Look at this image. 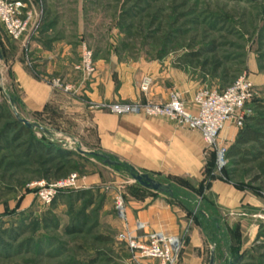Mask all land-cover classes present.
<instances>
[{"label": "rangeland", "instance_id": "rangeland-1", "mask_svg": "<svg viewBox=\"0 0 264 264\" xmlns=\"http://www.w3.org/2000/svg\"><path fill=\"white\" fill-rule=\"evenodd\" d=\"M26 3L35 12L37 32L47 19H58L57 12L67 21L80 18L79 59L83 47L91 50L93 62L96 58L105 62L109 57V78L114 86L121 82L140 86L142 78L148 76L151 86L221 90L245 74L254 86L246 107L250 114L263 111L253 106L264 104V0H26ZM1 36L4 35L0 29L6 60L10 45L6 47ZM3 64L4 61L0 63L3 71L0 107L11 112L6 97L15 93L9 87ZM76 73V82L59 79L77 89L76 84L84 85L91 79ZM90 106L88 103L87 107ZM13 108L21 118L26 117L20 105ZM53 116L56 120V114ZM52 123L47 127L56 126ZM36 135L40 133L36 131ZM10 136L5 131L0 135V162H3L0 264H137L138 258L118 239L120 226L112 203L117 189L124 193L136 181L121 168L111 166L109 170V165L91 154L82 160L75 158L76 168L71 171L76 174L79 186L75 192L83 189L86 194H66L54 197L49 204L42 203L36 195V182L44 179L40 172L27 169L22 159H16L18 150L12 148ZM77 139L59 138L62 145L75 151L87 150L84 140L78 136ZM243 148L248 150V154H242L248 161L229 158L226 169L229 175H224L227 181L242 184L264 202V148L255 143ZM92 175L95 180L88 184ZM190 198L189 206L198 214L205 205L193 195ZM262 214L264 206L257 213L254 227H242L245 233L238 226L239 238L234 240L239 242L240 258L231 264H264V238L259 237L260 224L264 222ZM71 227L77 231L68 232ZM222 231L223 228L219 233ZM203 237L206 250L202 264H209L213 244L206 233ZM220 247L224 248L222 244ZM176 264H181L180 259Z\"/></svg>", "mask_w": 264, "mask_h": 264}, {"label": "crops", "instance_id": "crops-1", "mask_svg": "<svg viewBox=\"0 0 264 264\" xmlns=\"http://www.w3.org/2000/svg\"><path fill=\"white\" fill-rule=\"evenodd\" d=\"M55 15L58 19H47L40 31H33L24 42L11 41L0 25L4 35L1 40L6 47L8 43L10 45L7 47L10 56L4 60L0 43V63L4 61L6 64V78L11 91L19 99L21 112L26 114L24 118L35 119L34 115L41 113L42 120L56 124L58 138H76L78 141V136L88 146L84 151L106 154L129 164L139 174H146L168 185L169 192H160L132 184L127 186L123 195L131 227L135 228L137 221L146 224L145 228L138 230L139 234L152 230L185 234L181 264H202L206 250L204 233L194 222L193 211H189L192 195L198 203L205 205L200 211L216 217L221 226H239L242 233L246 232L242 227H254L257 213L264 206L259 197L223 178L215 177L203 182L211 151L198 131L187 129L165 117L115 115L92 106L101 102L137 99L166 102L169 92L175 89L181 94L186 109L194 112L197 109L193 102L196 86L157 84L151 86L147 94H143L136 84L129 86L121 82L114 86L109 78L108 57L105 62L96 58V72L89 82L76 84L79 88L75 93L64 95L54 89L50 81L58 77L63 82H76L77 73L73 65L79 60L78 42L82 27L80 18L67 21L62 13ZM2 89L0 87L1 93ZM88 103L90 107H87ZM53 114H56V120ZM237 132L238 129L228 122L220 132V138L229 146ZM82 156L84 159L88 155ZM92 176L88 184L95 180V175ZM177 178L188 181L191 187L178 182ZM201 184L200 192L196 191ZM143 263L158 264L156 260H143Z\"/></svg>", "mask_w": 264, "mask_h": 264}, {"label": "built area", "instance_id": "built-area-1", "mask_svg": "<svg viewBox=\"0 0 264 264\" xmlns=\"http://www.w3.org/2000/svg\"><path fill=\"white\" fill-rule=\"evenodd\" d=\"M34 17L35 12L27 8L25 0H0V25L11 41L20 42L32 35ZM74 69L84 78L93 76L96 68L91 50L83 47L81 57ZM50 85L54 89L70 94L78 90L75 85L65 84L59 78H53ZM150 87L151 78L144 76L140 82V91L147 94ZM253 88V83L245 74L240 75L223 90L200 88L193 95V102L197 108L194 112L186 109L181 94L174 89L169 92L166 102L137 99L127 102H101L92 106L115 115L165 117L187 129L198 131L207 148L214 153L215 173L222 176L221 170L227 164L228 145L220 138V132L228 122L237 129L242 128L245 119L250 115L246 104L252 96ZM36 187L38 199L42 203L49 204L60 192L72 191L79 186L76 174L70 173L66 177L50 182L40 180L36 182ZM112 203L120 226L117 232L118 239L134 258L156 260L158 264H176L179 261L184 233L167 234L160 230H152L147 234H139L138 230L145 228L146 224L137 221L136 227H131L127 217L125 197L120 189L112 195ZM261 217L264 219V214ZM138 259L135 261L141 264Z\"/></svg>", "mask_w": 264, "mask_h": 264}, {"label": "trees", "instance_id": "trees-1", "mask_svg": "<svg viewBox=\"0 0 264 264\" xmlns=\"http://www.w3.org/2000/svg\"><path fill=\"white\" fill-rule=\"evenodd\" d=\"M1 52V51H0ZM3 56V53L1 52ZM231 84V83H230ZM229 84V85H230ZM225 89V87H224ZM223 90V89H221ZM7 102L10 105L11 112L6 111L0 107V135L2 132L11 133L10 139L12 148L18 150L15 153L16 159H22L24 165L27 169H31L36 172H40L41 177L45 181H52L57 180L63 177H66L68 174L71 173L72 170L76 168V159L82 160V152L75 151L72 148H68L63 146L57 137V127L49 126L52 122L44 123L41 118V113H37L34 115L35 121L38 124L42 122L44 125L40 124L45 129L49 130V134H46L40 131L37 128H30L25 125L19 118H17L15 112L12 109V104L14 106H19V99L18 97L13 95H8L6 97ZM253 108L258 110H263L258 114H250L244 121L242 128L238 129V132L235 136V139L232 144L228 146L226 152L227 163L229 158L237 157L239 159H243L244 157L242 154L247 153L248 150L243 148L250 143H255L260 147L264 148V104L256 103ZM46 110V107H45ZM18 114V113H17ZM20 116V113L18 114ZM21 117V116H20ZM4 121V122H2ZM55 124V123H52ZM36 131L40 133L39 136L36 135ZM24 138V140H22ZM85 155H91L90 153H84ZM95 156V155H94ZM253 156V155H252ZM101 162L102 159L99 156H95ZM113 160L115 158L110 157ZM248 161V160H244ZM17 163V162H16ZM104 163V162H103ZM3 162H0V166H2ZM105 164V163H104ZM107 165V164H106ZM227 165V166H226ZM222 170L221 175L219 176L215 173V162H214V153L211 152L210 157L205 166V178L203 182L215 177L226 179V175H229V172L226 170L228 164H226ZM115 168H121L125 172H127L131 177L138 172L129 164L125 162H119L115 165H110ZM223 173V174H222ZM225 176V178H224ZM228 178V177H227ZM178 182L185 184L186 186L191 187L188 181L177 178ZM138 186L145 187L138 182H136ZM235 184V183H234ZM238 188L246 189L245 186L242 184H235ZM202 188V184L196 188V191L200 192ZM76 193V195L86 194V190H79L76 191H68V192H60L55 196L56 199L59 196H63L66 194ZM192 212V210H189ZM194 222L197 223L203 233H206L209 236V240L213 244V248L210 251L209 262L211 253L213 256L212 264H231L239 257V242L236 243L234 240L236 237L239 238L238 234V226L229 228L225 225H220V220L212 215H206L204 212L198 211V214H194ZM85 223V221H84ZM223 228V231L219 233L220 229ZM260 229L262 232L259 233V237L264 238V222L260 224ZM68 232H75L77 231L76 227L67 228ZM221 244L224 248L220 247Z\"/></svg>", "mask_w": 264, "mask_h": 264}, {"label": "water", "instance_id": "water-1", "mask_svg": "<svg viewBox=\"0 0 264 264\" xmlns=\"http://www.w3.org/2000/svg\"><path fill=\"white\" fill-rule=\"evenodd\" d=\"M1 56V55H0ZM12 107H13V104H12ZM13 111L15 112L17 118H19L25 125H27L28 127L30 128H37L39 129L40 131L46 133V134H49V130L45 129L44 127H42L40 124L36 123V122H32V121H29L25 118H21L17 112L15 111V109L13 108ZM78 151L82 152V153H87L86 151H82L80 149H77ZM92 155H95V156H99L101 157L102 161L107 164V165H115V164H118L119 161L117 160H113L111 159L108 155L106 154H103V153H100V152H91ZM132 179H134L136 182H138L139 184L147 187V188H150V189H153L155 191H160V192H169V187L168 185H163L161 184L160 182L148 177V175L146 174H134L132 175ZM213 262V256H212V253H211V257H210V262L209 264H212Z\"/></svg>", "mask_w": 264, "mask_h": 264}]
</instances>
